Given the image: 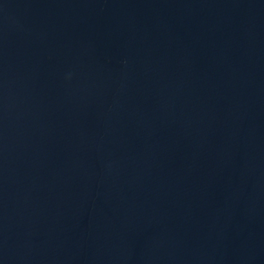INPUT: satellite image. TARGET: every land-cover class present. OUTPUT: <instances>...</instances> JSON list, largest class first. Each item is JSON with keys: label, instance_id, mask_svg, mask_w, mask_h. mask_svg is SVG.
Wrapping results in <instances>:
<instances>
[{"label": "water", "instance_id": "obj_1", "mask_svg": "<svg viewBox=\"0 0 264 264\" xmlns=\"http://www.w3.org/2000/svg\"><path fill=\"white\" fill-rule=\"evenodd\" d=\"M0 264H264V0H0Z\"/></svg>", "mask_w": 264, "mask_h": 264}]
</instances>
